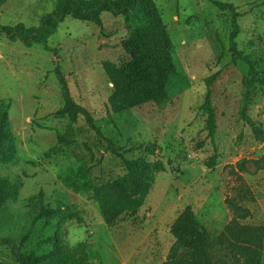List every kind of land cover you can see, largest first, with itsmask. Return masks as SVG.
Instances as JSON below:
<instances>
[{"label": "rangeland", "instance_id": "374dc122", "mask_svg": "<svg viewBox=\"0 0 264 264\" xmlns=\"http://www.w3.org/2000/svg\"><path fill=\"white\" fill-rule=\"evenodd\" d=\"M58 0H10L0 8V27L37 28ZM239 14L238 50L264 67V0H212ZM174 47L176 73L170 100L112 114V92L102 65L128 61L122 49V17L101 16L93 24L66 18L43 46L25 48L0 33V106L6 109L12 150L0 158V179L15 184L17 197L0 208V238L22 243L23 252L43 255L39 245L60 232L69 248L85 244L89 264H164L181 255L169 233L190 206L207 230L215 264H244L220 245L227 227L262 232L264 264V141H255L241 112L247 70L229 51L230 14L207 0H154ZM72 100L92 116L97 135L78 117L61 114L56 68ZM210 92L215 114L213 139L199 111ZM246 114L264 131V90L256 86ZM110 140L127 160L145 158L164 165L134 218L122 215L107 226L92 197L95 186L117 182L125 170L107 151ZM155 145V155L143 148ZM40 207L60 211L41 218ZM0 264H14L0 246Z\"/></svg>", "mask_w": 264, "mask_h": 264}, {"label": "trees", "instance_id": "16d2710c", "mask_svg": "<svg viewBox=\"0 0 264 264\" xmlns=\"http://www.w3.org/2000/svg\"><path fill=\"white\" fill-rule=\"evenodd\" d=\"M10 0H0V8ZM220 12H228L231 32L229 51L234 61L240 62L247 70L244 80L245 95L241 118L248 126L255 141H264L263 129L246 114L252 90L260 86L264 90V67L261 60L249 58L238 50L236 39L239 35L237 19L239 14L231 4L207 0ZM108 13L113 17H122L126 27V38L122 49L128 61L116 66L110 62L102 65L103 71L112 85L108 105L112 114H118L152 104L163 108L170 100L167 86L176 73L173 61L174 47L168 31L157 11L154 0H58L54 10L44 16L37 28H26L22 24L14 27H0V33L10 41H18L25 48L43 46L44 50L54 54L56 50L47 47L48 38L53 35L58 24L66 18L82 23L93 24L102 31L101 16ZM60 85L63 108L62 115L75 124L78 117L100 136L92 116L71 98L67 84L57 67L55 70ZM210 92L204 98L199 111L206 115L205 130L213 139L216 131L215 114ZM107 151L120 159L125 174L117 182L104 186H95L92 197L97 203L101 218L107 226L113 225L122 215L134 218L143 207L152 190L156 178L164 172V165L159 160L147 161L145 158L127 160L116 150L110 140ZM13 148L7 124L6 109L0 106V158ZM148 156H154L156 146L143 148ZM18 187L9 181L0 179V208L8 201L15 200ZM60 211L40 207L38 215L45 219H54ZM223 234L220 245L237 253L244 259V264H261L263 252L262 232L238 226L233 221ZM169 233L181 250L179 257L171 258L164 264H215L212 260L211 243L207 230L199 223L192 208L187 206L171 224ZM0 246L7 249L14 264H89V255L85 244L69 248L60 232L40 243L41 248L50 251L43 255L35 252H23L22 243L0 238Z\"/></svg>", "mask_w": 264, "mask_h": 264}]
</instances>
